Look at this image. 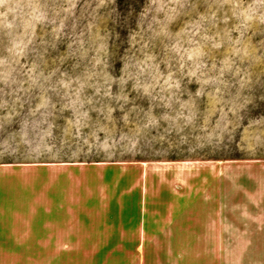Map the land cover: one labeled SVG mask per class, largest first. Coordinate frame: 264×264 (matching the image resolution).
Wrapping results in <instances>:
<instances>
[{
	"label": "rangeland",
	"instance_id": "374dc122",
	"mask_svg": "<svg viewBox=\"0 0 264 264\" xmlns=\"http://www.w3.org/2000/svg\"><path fill=\"white\" fill-rule=\"evenodd\" d=\"M0 168L73 169L76 223L234 221L219 264H264V0H0Z\"/></svg>",
	"mask_w": 264,
	"mask_h": 264
},
{
	"label": "crops",
	"instance_id": "0c3cea01",
	"mask_svg": "<svg viewBox=\"0 0 264 264\" xmlns=\"http://www.w3.org/2000/svg\"><path fill=\"white\" fill-rule=\"evenodd\" d=\"M33 176L49 184L34 192ZM63 179L73 181L74 170L0 168V264H219V242L235 240L234 221L170 212L76 223L69 186L65 203L52 184Z\"/></svg>",
	"mask_w": 264,
	"mask_h": 264
},
{
	"label": "bare ground",
	"instance_id": "6f19581e",
	"mask_svg": "<svg viewBox=\"0 0 264 264\" xmlns=\"http://www.w3.org/2000/svg\"><path fill=\"white\" fill-rule=\"evenodd\" d=\"M148 161H150L149 164H158V163H160V162H157V161H151V160H148ZM166 161H194V162H209V161H211V162H214L213 160H204V161H195V160H166ZM141 162H144V161H141ZM171 163H174V162H171ZM182 172H184V171L182 170Z\"/></svg>",
	"mask_w": 264,
	"mask_h": 264
},
{
	"label": "trees",
	"instance_id": "16d2710c",
	"mask_svg": "<svg viewBox=\"0 0 264 264\" xmlns=\"http://www.w3.org/2000/svg\"><path fill=\"white\" fill-rule=\"evenodd\" d=\"M184 160V159H183ZM192 160H195V159H192Z\"/></svg>",
	"mask_w": 264,
	"mask_h": 264
}]
</instances>
